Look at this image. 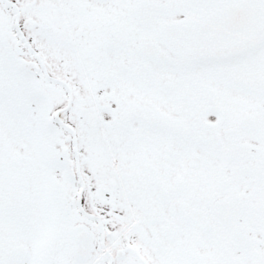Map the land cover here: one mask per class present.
<instances>
[{"label": "snow or ice", "instance_id": "obj_1", "mask_svg": "<svg viewBox=\"0 0 264 264\" xmlns=\"http://www.w3.org/2000/svg\"><path fill=\"white\" fill-rule=\"evenodd\" d=\"M0 264H264V0H0Z\"/></svg>", "mask_w": 264, "mask_h": 264}]
</instances>
